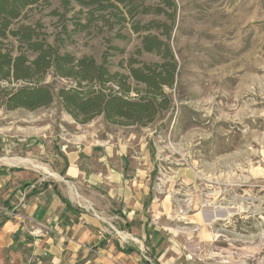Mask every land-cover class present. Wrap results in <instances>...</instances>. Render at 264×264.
<instances>
[{"label": "rangeland", "instance_id": "obj_1", "mask_svg": "<svg viewBox=\"0 0 264 264\" xmlns=\"http://www.w3.org/2000/svg\"><path fill=\"white\" fill-rule=\"evenodd\" d=\"M175 1L174 20L153 13L135 19L166 22L172 27L170 38L164 29L135 33L132 21L121 28L107 10L109 28L98 12L76 0L68 8L62 0L27 7L21 22L42 23L47 41L60 44L61 52L93 56L101 63L110 45L123 48L109 55L112 72L128 74L132 56L162 62L158 54L136 51L143 34L167 39L177 61L175 84L165 87L173 104L147 125L111 122L103 115L82 123L58 95L62 87H77L76 80L50 70L40 81L53 90L50 105L33 110L0 105V165L4 157L29 155L34 146L25 137L29 134L53 141L86 130L120 136L130 141L129 150L148 153L162 202L149 214L158 215L152 223L160 227L165 244L177 241L181 264H264V0ZM118 30L127 38L118 37ZM35 82L0 79L7 89Z\"/></svg>", "mask_w": 264, "mask_h": 264}, {"label": "crops", "instance_id": "obj_2", "mask_svg": "<svg viewBox=\"0 0 264 264\" xmlns=\"http://www.w3.org/2000/svg\"><path fill=\"white\" fill-rule=\"evenodd\" d=\"M30 136L28 156L0 165V264H181L149 214L162 202L146 151L90 130Z\"/></svg>", "mask_w": 264, "mask_h": 264}, {"label": "trees", "instance_id": "obj_3", "mask_svg": "<svg viewBox=\"0 0 264 264\" xmlns=\"http://www.w3.org/2000/svg\"><path fill=\"white\" fill-rule=\"evenodd\" d=\"M38 1L0 0V79L36 80L35 85L16 89L0 85V105L7 109L23 107L32 110L50 105L54 100L53 90L40 81L53 70L55 75L76 80L77 87H62L58 95L66 110L82 123L103 115L111 122L147 125L156 120L162 111L172 107L173 99L165 87L171 88L175 84L177 61L167 39L158 34H143L141 46L136 51L139 55L144 52L158 54L163 58L162 62H146L132 56L128 60V74L112 72L109 55L121 53L123 48L110 45L102 62L98 63L93 56L77 57L61 52L60 44L47 41L46 33L42 31L43 24L39 21L34 25L22 23L26 8ZM76 1L93 14L98 12L109 28H113V24L107 19V10H110L115 22L121 24V28L125 22L132 21L131 29L135 33L164 29L163 34L171 37L172 27L166 22L150 20L142 24L135 19L139 14L153 13L172 16L174 20L175 0H159L154 4L144 0ZM62 2L66 8L69 7L70 0ZM75 25L84 27L79 21ZM117 36L127 38L119 30ZM12 40L18 43L17 47ZM129 79L134 80L136 85L133 86ZM139 84L144 87H139Z\"/></svg>", "mask_w": 264, "mask_h": 264}, {"label": "bare ground", "instance_id": "obj_4", "mask_svg": "<svg viewBox=\"0 0 264 264\" xmlns=\"http://www.w3.org/2000/svg\"><path fill=\"white\" fill-rule=\"evenodd\" d=\"M7 161H8L9 163H15L16 160H14V159H9V160H7ZM219 215H220L219 213L216 214V217H219ZM210 221H211V220H210Z\"/></svg>", "mask_w": 264, "mask_h": 264}, {"label": "built area", "instance_id": "obj_5", "mask_svg": "<svg viewBox=\"0 0 264 264\" xmlns=\"http://www.w3.org/2000/svg\"><path fill=\"white\" fill-rule=\"evenodd\" d=\"M36 261H40V258H37Z\"/></svg>", "mask_w": 264, "mask_h": 264}]
</instances>
